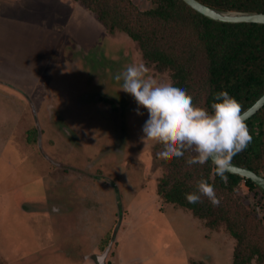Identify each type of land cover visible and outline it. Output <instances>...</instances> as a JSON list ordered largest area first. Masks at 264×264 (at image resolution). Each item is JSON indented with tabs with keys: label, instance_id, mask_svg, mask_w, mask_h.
<instances>
[{
	"label": "rangeland",
	"instance_id": "374dc122",
	"mask_svg": "<svg viewBox=\"0 0 264 264\" xmlns=\"http://www.w3.org/2000/svg\"><path fill=\"white\" fill-rule=\"evenodd\" d=\"M139 63L171 83L74 0H0V264L226 262L221 235L156 194L163 146L114 79Z\"/></svg>",
	"mask_w": 264,
	"mask_h": 264
},
{
	"label": "trees",
	"instance_id": "16d2710c",
	"mask_svg": "<svg viewBox=\"0 0 264 264\" xmlns=\"http://www.w3.org/2000/svg\"><path fill=\"white\" fill-rule=\"evenodd\" d=\"M91 12L110 34L125 33L136 42L145 62L171 73V84L184 89L193 105L211 112L213 95L226 91L241 105V113L264 92V24L223 23L209 19L182 0H144L139 10L133 0H74ZM221 11L264 13V0H197ZM252 136L247 148L231 164L264 177V106L244 121ZM161 160L165 171L158 179L157 196L177 206L192 220L212 232L221 231L233 241L232 263L264 264V216L259 201L238 202L242 184L254 196L263 190L251 180L225 172L227 183L214 173L211 161L187 165L191 156ZM213 185L219 206L201 196L189 204L185 195L196 191V182ZM258 209V210H257ZM191 264H204L192 262Z\"/></svg>",
	"mask_w": 264,
	"mask_h": 264
},
{
	"label": "clouds",
	"instance_id": "9594fccd",
	"mask_svg": "<svg viewBox=\"0 0 264 264\" xmlns=\"http://www.w3.org/2000/svg\"><path fill=\"white\" fill-rule=\"evenodd\" d=\"M145 63L132 64L114 76L121 82V91L129 94L136 102V114L147 112L142 126V142L161 144L157 153L165 161L183 157L185 152L194 153L186 160L187 165H203L209 161L215 175L227 183L225 172L232 158L244 151L252 136L241 115V105L228 92L213 95L211 112L193 105L187 92L170 82H157L147 74ZM206 197L213 206H219L213 185L205 179L196 182V191L185 195L189 204L201 202ZM259 257L253 258V264Z\"/></svg>",
	"mask_w": 264,
	"mask_h": 264
},
{
	"label": "water",
	"instance_id": "95a60500",
	"mask_svg": "<svg viewBox=\"0 0 264 264\" xmlns=\"http://www.w3.org/2000/svg\"><path fill=\"white\" fill-rule=\"evenodd\" d=\"M190 8L199 14L212 19L214 21L223 23H257L264 24V13L257 12H235V11H221L208 7L197 0H182ZM264 106V92L262 95L244 112L241 113L244 121L255 115ZM227 172L238 175L242 178L251 180L259 186L264 192V177L255 174L254 172L231 164L227 168Z\"/></svg>",
	"mask_w": 264,
	"mask_h": 264
},
{
	"label": "crops",
	"instance_id": "0c3cea01",
	"mask_svg": "<svg viewBox=\"0 0 264 264\" xmlns=\"http://www.w3.org/2000/svg\"><path fill=\"white\" fill-rule=\"evenodd\" d=\"M190 218V217H189ZM191 219V218H190ZM192 220V219H191ZM193 222H195V220H192ZM213 233V237H215V236H220L221 235V237L220 238H222L221 240L223 241V242H225L226 243V245H227V252H226V262H224V264H231L232 263V251H233V241H232V239H230L228 236H226V235H224L221 231H217V232H212ZM215 240V239H214ZM98 260V259H97ZM199 261H201V262H203L201 259H199ZM206 263V262H205ZM207 264V263H206ZM251 264H253V262L251 263ZM256 264V263H255Z\"/></svg>",
	"mask_w": 264,
	"mask_h": 264
}]
</instances>
